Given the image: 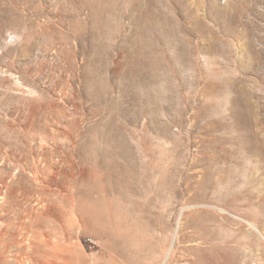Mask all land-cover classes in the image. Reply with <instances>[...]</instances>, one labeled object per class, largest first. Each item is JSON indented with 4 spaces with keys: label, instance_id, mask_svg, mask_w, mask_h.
I'll list each match as a JSON object with an SVG mask.
<instances>
[{
    "label": "rangeland",
    "instance_id": "rangeland-1",
    "mask_svg": "<svg viewBox=\"0 0 264 264\" xmlns=\"http://www.w3.org/2000/svg\"><path fill=\"white\" fill-rule=\"evenodd\" d=\"M7 218L45 264H264V0H0Z\"/></svg>",
    "mask_w": 264,
    "mask_h": 264
},
{
    "label": "bare ground",
    "instance_id": "bare-ground-1",
    "mask_svg": "<svg viewBox=\"0 0 264 264\" xmlns=\"http://www.w3.org/2000/svg\"><path fill=\"white\" fill-rule=\"evenodd\" d=\"M109 173V172H108ZM121 174V173H120ZM108 177V176H107ZM17 181V185L20 187L19 190H21V188L24 189V195L23 198L27 199V201L32 202L35 192H36V188L33 186L34 184V180L30 179L29 177H27L26 175L22 174L19 175L16 179ZM14 183V182H13ZM9 185V184H8ZM37 185V184H36ZM37 187V186H36ZM113 187V186H112ZM11 186L8 188V192L6 193V195H4L3 199L11 204H14L15 202H18L17 198H14V196L10 197L11 194L9 195V193L14 192L12 189V192H9L11 189ZM17 188V187H16ZM18 189V188H17ZM16 189V190H17ZM41 190L44 191V189L40 188ZM7 191V190H6ZM17 193V192H16ZM85 193V192H84ZM82 194V193H80ZM21 195V194H20ZM17 196V195H16ZM69 199L70 202V208L66 209V208H61L56 212H52V214H47V219L48 216H54V220H56V222H58L59 228L61 229L60 231H62V233H67L68 231H71L74 228V226L79 222V214L76 215L74 208L77 205V202H79V199H85L84 194L83 195H79V199L77 198L76 195L67 197ZM94 198V197H93ZM43 201V200H42ZM96 201V200H95ZM92 203V202H91ZM5 205V204H3ZM136 205V204H134ZM137 208V207H136ZM39 212V211H38ZM35 213V209L32 208H28L25 209V214L27 215H32L34 216ZM54 213V214H53ZM43 214V213H42ZM142 214V213H141ZM20 215V214H19ZM23 215V213L21 214ZM99 215V214H98ZM97 215V216H98ZM136 215L137 212H136ZM146 215V214H145ZM26 216V215H25ZM92 216V215H91ZM126 216V215H125ZM140 216V215H139ZM23 217V216H22ZM27 217V216H26ZM39 217V216H38ZM80 217L87 220L89 217L86 215V213L80 208ZM88 217V218H87ZM17 218V217H16ZM20 218V217H18ZM33 218V217H32ZM35 218V217H34ZM50 218V217H49ZM141 218V217H140ZM144 218V217H142ZM30 219V218H29ZM13 218H7L6 219V224L4 225V227L2 228V230L0 231V264H45L46 262V258L50 255L49 251H47V249H45V247L43 248L41 245L45 244L44 246H48L49 244H54L56 242V237L55 235L51 237L50 234V239H45L43 240V238H41V236H43L45 233L44 229L42 230V232L40 233V235H36L33 236L34 238H30L27 236H23L24 238H19L18 235L19 233V228H15L13 227L14 225H12L14 222H12ZM36 220V218H35ZM106 220L104 217H100L98 216L97 220L95 218L96 221V227H98L99 230H105V226H106ZM41 221V220H40ZM44 221V220H43ZM138 218L135 217V213L132 210V208L130 207L128 209V222H129V230H128V235H127V240H129L128 242H130V251H129V259L128 262H132L135 263V260H138V258L136 257V252H138V250L136 251V236L134 235V229L135 226L137 224ZM158 221V220H157ZM22 222V221H21ZM42 222V221H41ZM51 222V221H50ZM139 222V221H138ZM32 223V222H31ZM45 223V222H44ZM48 223V222H47ZM24 224V223H23ZM29 224V223H28ZM35 224V223H34ZM99 224V225H98ZM161 224V223H160ZM22 225V224H20ZM26 225V224H25ZM31 225V224H29ZM28 225V226H29ZM40 225V224H39ZM43 225V224H42ZM47 225V224H45ZM51 225V223H50ZM57 226H54L57 228ZM19 227V226H18ZM30 227V226H29ZM48 227V226H47ZM51 227V226H50ZM27 228V227H26ZM53 228V227H52ZM58 228V229H59ZM33 229V228H32ZM51 229V228H50ZM24 230V229H23ZM22 230V231H23ZM36 231V230H35ZM53 231V229H52ZM54 232V231H53ZM52 232V233H53ZM27 233V232H26ZM38 233V232H37ZM57 233V232H56ZM22 235V234H21ZM25 235V234H24ZM57 236V235H56ZM47 237V236H46ZM40 240H37L39 239ZM57 238L59 239V236H57ZM155 241V240H154ZM156 242V241H155ZM159 242V241H158ZM161 243V242H160ZM146 244V243H145ZM157 244V243H156ZM139 245V244H138ZM149 245V244H148ZM161 245V244H160ZM128 246V245H127ZM140 246V245H139ZM144 246V245H143ZM152 246V245H151ZM149 247V246H148ZM155 247V246H154ZM147 248V246H146ZM143 249V248H142ZM145 249V248H144ZM159 249V248H158ZM129 250V249H128ZM140 250V249H139ZM151 251H154L153 249ZM157 251V250H156ZM170 251V250H169ZM145 252V251H144ZM158 252V251H157ZM156 252V253H157ZM147 253V252H146ZM168 253V252H167ZM148 254V253H147ZM144 255V254H143ZM122 259V258H121Z\"/></svg>",
    "mask_w": 264,
    "mask_h": 264
}]
</instances>
